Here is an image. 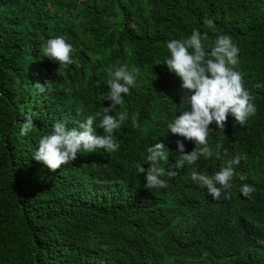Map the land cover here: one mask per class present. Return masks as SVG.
Instances as JSON below:
<instances>
[{
    "label": "trees",
    "instance_id": "trees-1",
    "mask_svg": "<svg viewBox=\"0 0 264 264\" xmlns=\"http://www.w3.org/2000/svg\"><path fill=\"white\" fill-rule=\"evenodd\" d=\"M194 31L207 33L208 52L219 35L231 37L256 113L243 126L231 115L224 129L213 122L208 146L220 157L178 168L177 141L186 153L196 145L167 127L189 106L164 64L167 43ZM57 36L73 48L67 67L42 51ZM125 64L139 73L110 113L128 115L112 133L119 149L81 150L55 171L34 160L56 121L79 130L91 115L104 135L108 71ZM29 118L33 128L21 135ZM157 142L170 150L160 166L177 175L148 190L136 166H150ZM237 155L218 200L191 179ZM244 184L255 188L250 197ZM0 264H264V0H0Z\"/></svg>",
    "mask_w": 264,
    "mask_h": 264
},
{
    "label": "clouds",
    "instance_id": "clouds-1",
    "mask_svg": "<svg viewBox=\"0 0 264 264\" xmlns=\"http://www.w3.org/2000/svg\"><path fill=\"white\" fill-rule=\"evenodd\" d=\"M204 24L209 28L215 27L211 19H205ZM206 39L207 33L202 36L199 31H194L187 39H174L167 43L170 56L164 65L181 80V87L186 90L182 101L189 106L188 110L182 111L167 127L172 134H177L196 145L190 153H186L184 143L177 141L181 154V159L177 162L178 168L183 167L185 163L195 164L201 156L206 159L213 155L220 157L218 150L213 153L208 146V137L212 131L209 126L213 122L217 128L224 129L228 116L231 115L236 124L243 126L248 118L256 113V107L252 103L253 97L244 88L241 73L234 70L238 63V47L230 36L219 35L208 52L203 43ZM42 51L45 57L58 62L60 67L73 63L72 45L62 36L49 39ZM138 73V68L129 70L126 64L114 71H108L107 86L110 90L104 99L111 101V104L100 108L101 118L98 125L103 129L104 135L95 134L93 125L96 117L91 115L79 123V130L77 127L68 129L66 122L56 121L52 131L39 140L33 159L55 171L74 162L81 150L94 152L96 149H103L108 153L117 151L119 144L112 133L128 119V115L122 112L117 118L110 113L123 103V94H128L130 87L136 85ZM36 85L41 92L45 90V85ZM254 87L260 88L262 85L257 83ZM132 120L135 122L136 118L132 117ZM32 128L33 121L29 118L24 122L20 134L27 135ZM147 151L150 166L147 169L142 165L136 166L139 174H145V188H166L167 181L163 177L177 175V171H166L160 166L162 161L169 160L170 150L164 143L157 142ZM241 159L242 157L237 155L227 160L225 165L211 176L193 170L191 179L206 188L207 192L218 200L222 193L232 187L230 181L236 175L234 165H239ZM239 179L245 180L246 176L241 174ZM254 191L255 188L249 184L240 188L245 197H250ZM225 198L230 197L225 195Z\"/></svg>",
    "mask_w": 264,
    "mask_h": 264
},
{
    "label": "bare ground",
    "instance_id": "bare-ground-1",
    "mask_svg": "<svg viewBox=\"0 0 264 264\" xmlns=\"http://www.w3.org/2000/svg\"><path fill=\"white\" fill-rule=\"evenodd\" d=\"M116 59V58H115ZM252 62V61H251ZM251 67V66H250Z\"/></svg>",
    "mask_w": 264,
    "mask_h": 264
}]
</instances>
